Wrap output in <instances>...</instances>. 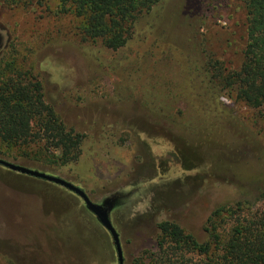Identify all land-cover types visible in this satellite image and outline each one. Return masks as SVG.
<instances>
[{"label": "rangeland", "instance_id": "374dc122", "mask_svg": "<svg viewBox=\"0 0 264 264\" xmlns=\"http://www.w3.org/2000/svg\"><path fill=\"white\" fill-rule=\"evenodd\" d=\"M189 1L158 0L116 50L85 40L56 0L0 2V78L29 73L44 104L82 138L77 160L60 167L33 156L40 144L26 157L1 148L0 159L60 178L107 209L122 264H151L160 222L203 242L218 207L243 203L264 215V109L235 101L214 79L241 64L245 12L239 0ZM48 151L45 159L60 155ZM0 264L117 260L77 196L0 167Z\"/></svg>", "mask_w": 264, "mask_h": 264}, {"label": "trees", "instance_id": "16d2710c", "mask_svg": "<svg viewBox=\"0 0 264 264\" xmlns=\"http://www.w3.org/2000/svg\"><path fill=\"white\" fill-rule=\"evenodd\" d=\"M239 1L246 20L242 61L237 70L218 69L214 79L233 93L235 101L254 110L264 109V0ZM0 2L10 5L19 0ZM56 2L59 13L80 20V34L85 40L100 39L106 48L116 50L125 44L127 32L139 17L151 13L158 0ZM81 139L44 104L40 84L29 73L9 71L7 77L0 78V150L15 148L26 157L31 154V144H40L33 156L60 167L77 160ZM48 148L59 150V157L45 159ZM242 212L243 203L212 210L202 227L206 234L203 242L174 223H158L157 253L151 255V264H264V215L245 212L246 220L242 221ZM225 218L233 221L227 230H221L219 221Z\"/></svg>", "mask_w": 264, "mask_h": 264}, {"label": "water", "instance_id": "95a60500", "mask_svg": "<svg viewBox=\"0 0 264 264\" xmlns=\"http://www.w3.org/2000/svg\"><path fill=\"white\" fill-rule=\"evenodd\" d=\"M0 167L5 168L11 172H14L20 175L28 176L34 179H38V180L62 187L65 190L77 196L83 202L86 209L96 218V220L100 223V225L110 235L112 243H113L115 255H116L117 264H122V256H121V250L119 246L118 237L107 218V209L99 207L91 203L86 197V195L80 189L63 181L60 178L50 176V175H47V174H44V173H41L35 170L20 167L17 165H13L1 159H0Z\"/></svg>", "mask_w": 264, "mask_h": 264}]
</instances>
